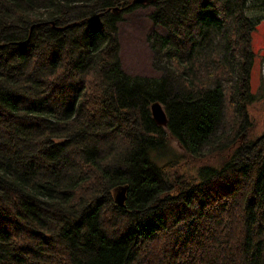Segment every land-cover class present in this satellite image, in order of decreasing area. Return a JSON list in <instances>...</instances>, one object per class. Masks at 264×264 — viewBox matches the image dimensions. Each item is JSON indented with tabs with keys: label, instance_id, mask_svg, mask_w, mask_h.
<instances>
[{
	"label": "trees",
	"instance_id": "trees-1",
	"mask_svg": "<svg viewBox=\"0 0 264 264\" xmlns=\"http://www.w3.org/2000/svg\"><path fill=\"white\" fill-rule=\"evenodd\" d=\"M131 1L0 0V264H264V1ZM142 6L152 77L119 58Z\"/></svg>",
	"mask_w": 264,
	"mask_h": 264
},
{
	"label": "rangeland",
	"instance_id": "rangeland-1",
	"mask_svg": "<svg viewBox=\"0 0 264 264\" xmlns=\"http://www.w3.org/2000/svg\"><path fill=\"white\" fill-rule=\"evenodd\" d=\"M152 7H136L124 12L117 24L119 42V58L121 66L130 75L157 76L159 68L153 64V53L147 41V35L155 30H161L148 17ZM251 16L260 18L259 24L252 34V47L256 53L251 70V88L257 92L264 85V5L254 6L249 11ZM261 103L255 105L251 114L260 119ZM261 123L258 130H261ZM170 145L175 153L184 154L177 142L170 139Z\"/></svg>",
	"mask_w": 264,
	"mask_h": 264
},
{
	"label": "water",
	"instance_id": "water-1",
	"mask_svg": "<svg viewBox=\"0 0 264 264\" xmlns=\"http://www.w3.org/2000/svg\"><path fill=\"white\" fill-rule=\"evenodd\" d=\"M156 0H132V4H146V3H152ZM264 1V0H263ZM114 11L118 10V7L113 8ZM151 115L153 121L158 125L165 127L167 125V114L162 106V104L159 101H154L150 105ZM126 190L127 186L122 185L119 186L114 194V200L119 206H125V199H126Z\"/></svg>",
	"mask_w": 264,
	"mask_h": 264
}]
</instances>
